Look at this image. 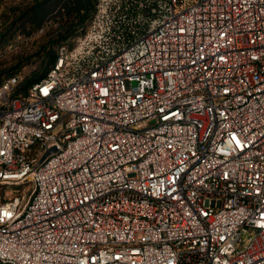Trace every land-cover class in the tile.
<instances>
[{
  "label": "built area",
  "instance_id": "1",
  "mask_svg": "<svg viewBox=\"0 0 264 264\" xmlns=\"http://www.w3.org/2000/svg\"><path fill=\"white\" fill-rule=\"evenodd\" d=\"M18 80L0 264H264V0H97Z\"/></svg>",
  "mask_w": 264,
  "mask_h": 264
},
{
  "label": "trees",
  "instance_id": "2",
  "mask_svg": "<svg viewBox=\"0 0 264 264\" xmlns=\"http://www.w3.org/2000/svg\"><path fill=\"white\" fill-rule=\"evenodd\" d=\"M96 4L97 0H21L6 5L0 12V57L8 47L16 46L17 37L30 38L42 28L48 29L29 49L12 55L10 65H5L9 61L0 62V85L18 76L11 95L26 96L32 85L45 78L54 66L60 47L73 48L75 40L87 32ZM26 67L35 68L23 75Z\"/></svg>",
  "mask_w": 264,
  "mask_h": 264
},
{
  "label": "rangeland",
  "instance_id": "3",
  "mask_svg": "<svg viewBox=\"0 0 264 264\" xmlns=\"http://www.w3.org/2000/svg\"><path fill=\"white\" fill-rule=\"evenodd\" d=\"M21 0H0L1 4H0V12L4 9V7H6V5H11L12 3L15 2H19ZM47 28H42L37 34H35L34 36L28 38V37H24V36H19L16 38V46L15 47H8L6 52L3 53L4 56L0 57V62L4 63V61H9L11 59L12 55L18 54L20 50H24V49H29V47H31L32 43L35 40H40L42 39L43 35L45 34ZM12 62H7L5 65H10ZM35 67H37V64L35 65ZM28 68L26 67L23 71V75H28L32 72V70H34V68ZM6 189L4 188H0V199H2L4 197L5 191Z\"/></svg>",
  "mask_w": 264,
  "mask_h": 264
}]
</instances>
